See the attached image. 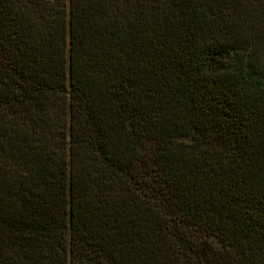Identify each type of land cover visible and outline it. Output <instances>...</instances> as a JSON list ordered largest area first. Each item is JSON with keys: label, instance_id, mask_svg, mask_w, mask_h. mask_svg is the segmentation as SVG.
<instances>
[{"label": "trees", "instance_id": "obj_1", "mask_svg": "<svg viewBox=\"0 0 264 264\" xmlns=\"http://www.w3.org/2000/svg\"><path fill=\"white\" fill-rule=\"evenodd\" d=\"M0 264H264V0H0Z\"/></svg>", "mask_w": 264, "mask_h": 264}]
</instances>
